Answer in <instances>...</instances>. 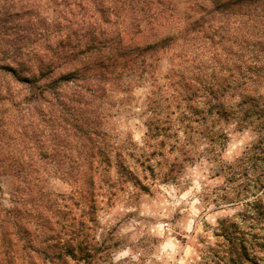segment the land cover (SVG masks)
I'll use <instances>...</instances> for the list:
<instances>
[{
  "label": "rangeland",
  "instance_id": "374dc122",
  "mask_svg": "<svg viewBox=\"0 0 264 264\" xmlns=\"http://www.w3.org/2000/svg\"><path fill=\"white\" fill-rule=\"evenodd\" d=\"M103 1L35 0L29 16L4 14L0 4V52L16 54L33 72L58 52L54 77L78 68L86 58L81 44L112 38L119 28L115 13H102ZM161 1L145 12L133 2L124 23L152 16L158 28L181 27L198 12L197 3L214 0ZM246 7L230 19L224 45L190 33L126 66L83 73L100 87L84 93L81 113L109 161L100 157L90 169L75 166L69 158L80 151L64 144L54 148L56 159L27 168L32 171L25 182L1 177L0 204L17 209L44 237L57 234L72 242L78 236L72 245L86 241L90 264H264L262 136L254 124L241 125L238 113L218 117L209 111L219 101L211 94L231 83V75L239 78L229 71L238 64L230 48L248 56L264 42V25L253 27L264 21V5L251 13ZM229 96L227 88L224 101ZM50 124L53 129L39 122L46 143L41 150L34 148L29 127L17 149L51 154L63 134Z\"/></svg>",
  "mask_w": 264,
  "mask_h": 264
},
{
  "label": "trees",
  "instance_id": "16d2710c",
  "mask_svg": "<svg viewBox=\"0 0 264 264\" xmlns=\"http://www.w3.org/2000/svg\"><path fill=\"white\" fill-rule=\"evenodd\" d=\"M135 1L141 5L139 10L144 12L150 10L153 1L157 5L162 3L161 0H104L101 4L102 13L107 16L115 13L119 28L112 32V38L81 44L82 52L86 54L83 64L66 73L55 77L52 75L58 67L56 60L62 56L58 52L49 62L37 66L34 72L30 67L17 62L16 54L5 56L0 52V76L4 78V82H0V178L7 176L25 182L32 171L27 168L39 160L56 159L59 155L54 148L64 147V144H69V147L77 146L80 151L77 156L69 158L75 166L86 163L89 165L87 169H90L96 163L95 158L100 157L109 161L101 137L88 125L89 122H86L81 113L86 104L84 93L92 85L100 87L95 84L96 78L89 77L101 75L98 73L100 69L111 68L115 63L126 66L128 62L141 60L148 52L165 49L190 33L201 34L214 45H224L230 38L227 28L234 13L243 6L250 7H246L250 9V13L253 10L257 12L264 5V0H214L210 2V6L199 2L198 12L189 16L185 25L158 28L151 19L152 16H148L147 20L135 17L130 21V26L124 23L126 7L130 5L129 8L132 9ZM0 4L4 14L10 15L12 12L17 16H29V9L35 8L39 3L35 0H0ZM244 15L250 14L242 13ZM142 21L145 23L142 24ZM261 22L255 20L253 27L259 24L263 26L264 21ZM93 31L90 29L88 33ZM262 43L259 51L248 56L230 48L238 64L229 71H237L239 78L231 75L232 82H227L221 91L209 92L219 100L209 107V111L215 109L214 113L218 117L238 113L241 125L254 124L262 136L258 145L260 147H264V42ZM16 52L21 54V50ZM86 72L91 76L85 77L83 73ZM227 88H230L229 98L237 99L231 107H225L224 103L229 102V98L224 101ZM26 114L28 124L22 125L20 120ZM51 121L57 124L63 134L56 147L51 144V154L39 152L31 156L17 149L25 143L21 138L27 134L25 128L29 127V138L34 148L41 150L46 143L40 138L39 122H45L46 127L53 129ZM28 225L19 216L17 209L5 208L0 204V264H90L92 261L93 253L86 241L70 244L78 236L71 238L72 242L69 243L62 241L57 234L44 237L39 234L36 226L31 230Z\"/></svg>",
  "mask_w": 264,
  "mask_h": 264
}]
</instances>
